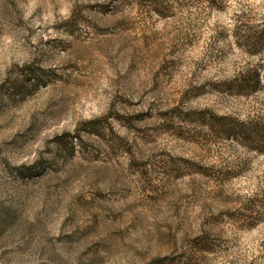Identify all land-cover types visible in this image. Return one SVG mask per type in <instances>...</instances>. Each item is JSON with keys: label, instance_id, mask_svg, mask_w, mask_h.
Here are the masks:
<instances>
[{"label": "rangeland", "instance_id": "1", "mask_svg": "<svg viewBox=\"0 0 264 264\" xmlns=\"http://www.w3.org/2000/svg\"><path fill=\"white\" fill-rule=\"evenodd\" d=\"M250 124L264 0H0V264H264Z\"/></svg>", "mask_w": 264, "mask_h": 264}, {"label": "trees", "instance_id": "2", "mask_svg": "<svg viewBox=\"0 0 264 264\" xmlns=\"http://www.w3.org/2000/svg\"><path fill=\"white\" fill-rule=\"evenodd\" d=\"M249 79H252L251 77ZM248 79V80H249ZM247 80V82H248ZM246 82V79L244 78V80L241 81V85H234L231 84L229 85V87L231 88H237L239 90H242V92H246L249 88H252V86H256L257 81H254L253 79V84L250 85ZM210 115V116H209ZM209 118H212L213 121H224L226 122V128L229 127V123L232 124V122L229 119H221V118H214V116H212V114H209ZM215 123V122H214ZM215 125V124H214ZM236 127L238 128V133L241 134V136H243V143L247 144L250 146V148H253L254 150H256L259 153H263L264 152V126H260L257 124H250V126H245L246 129L242 130L241 128H239L238 125H236ZM233 128H230V130H232ZM13 217L8 215L6 217V221L4 222V226L2 224V221H0V233L2 232V230L11 227L13 224ZM6 224V225H5ZM187 264H193V261L188 262Z\"/></svg>", "mask_w": 264, "mask_h": 264}]
</instances>
